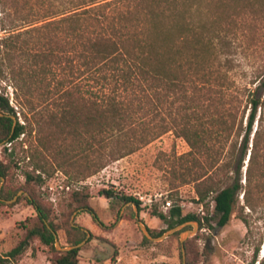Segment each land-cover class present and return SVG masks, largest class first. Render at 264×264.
<instances>
[{
    "label": "trees",
    "instance_id": "1",
    "mask_svg": "<svg viewBox=\"0 0 264 264\" xmlns=\"http://www.w3.org/2000/svg\"><path fill=\"white\" fill-rule=\"evenodd\" d=\"M6 18L0 22L8 33L0 37V81L13 88L16 109L0 93V112L6 115L0 117V144L11 163L28 159L32 170L24 172L21 189L37 222H25L24 237L0 256V264L21 255L33 238L53 252L56 239L61 247L85 239L81 227L56 222L40 197L44 175L51 174L48 153L64 164L93 157V168L76 173L87 178L173 131L190 149L177 158L186 171L183 182L194 183L199 204L213 195L217 227L229 223L241 192L253 208L251 192L264 185V68L236 82L214 76L212 67L222 58L230 63L243 39L251 44L264 39V0H65L45 23L21 31L10 14ZM17 114L24 124H14ZM234 132L241 144L224 152ZM16 143L26 146L24 156ZM201 157L208 166L198 173L192 169L200 167ZM10 174V164L0 160V180L9 182ZM21 189L5 184L1 199L12 200ZM102 193L140 210L134 196ZM88 198L87 192L70 196L75 210L92 213ZM151 215L168 229L190 221L216 229L209 225V211L204 217L183 215L176 205L168 214ZM79 251L58 252L53 264H78Z\"/></svg>",
    "mask_w": 264,
    "mask_h": 264
},
{
    "label": "rangeland",
    "instance_id": "2",
    "mask_svg": "<svg viewBox=\"0 0 264 264\" xmlns=\"http://www.w3.org/2000/svg\"><path fill=\"white\" fill-rule=\"evenodd\" d=\"M64 1L0 0V4H4L6 8L4 14L0 5V22L7 20V14H10L9 19L14 21L17 28H21L20 31L31 28L33 23L34 26H39L45 23L53 12L59 11ZM6 35L8 33L2 31L0 26V37ZM42 42L43 40L40 41ZM241 42L229 56L230 63H225L222 58L213 65L214 76H231L239 82L252 76L255 69L264 68V39L256 44L248 43L244 39ZM0 93L8 96L10 105L15 107L13 88L7 81H0ZM161 113L165 116L166 110ZM13 118L15 123L24 124L21 115L17 114L18 119ZM255 127L256 123L250 135L249 149ZM241 138L242 136L237 138L234 132L224 152L232 145H236L238 149ZM22 139L23 135L19 141ZM4 145L0 144V160L10 164L11 174L9 182L0 180L1 257L15 248L24 237L26 221L29 226L37 222V214L21 189L25 183L24 172L32 170L28 166V159H22L17 164L11 163L7 154L2 153ZM35 147L36 144L32 142L31 150ZM23 148L26 146L22 147L16 143V151L21 157L25 155ZM75 148L77 146L73 145V149ZM189 150L183 138L169 131L132 155L106 163L99 172L87 178L77 176L76 173L85 168H93L96 162L93 157L87 163L76 157L64 164L61 157L54 159L53 154L48 153L47 163L51 174L44 175V184L38 192L51 207L56 222L76 225L85 232V242L79 248L78 264H264V185L260 190L251 192L253 208L245 205L241 192L239 203L229 223L219 228L213 218V195L204 204H199L196 201L194 183L183 182L186 171L177 158ZM248 154L249 151L241 171L243 185ZM200 162L199 166L204 168H193V171L202 173L207 169L208 165L203 157ZM5 184L21 189L22 193L15 196V201L6 203L1 199V190ZM103 191L136 197L140 202V210L134 204L120 206L114 198H106ZM73 192L89 194L88 203L92 213L74 209L75 205L70 199ZM166 202H170L171 207L179 205L183 215L204 217L209 211V225L216 229L213 231L207 225L201 229L198 224V229L187 239V246L186 241L180 242V237L192 228L190 225L182 227L161 241L147 239L148 242H145L139 223L144 224L154 235L161 236L169 230L166 222L151 215L152 211L168 214ZM240 216L246 218L247 224L242 222ZM59 245L61 246L60 241ZM54 250L56 252L33 238L21 255L9 259L6 264H53V259L61 252L55 244Z\"/></svg>",
    "mask_w": 264,
    "mask_h": 264
},
{
    "label": "water",
    "instance_id": "3",
    "mask_svg": "<svg viewBox=\"0 0 264 264\" xmlns=\"http://www.w3.org/2000/svg\"><path fill=\"white\" fill-rule=\"evenodd\" d=\"M6 115L2 112H0V117H5ZM13 120H14V124H15V119L13 117H11ZM2 182H4V179H2ZM22 193V191H20L18 195H20ZM16 196V197H17ZM15 198H13L12 200H9V201H5L6 203H10V202H13L15 201ZM137 217V216H136ZM140 225V228L144 234V236L149 239V240H152V241H161L165 238H167L169 235L173 234L174 232L178 231L179 229H181L182 227L186 226V225H190L192 228L190 230H187L183 235H181L180 237V242L181 243H184L191 235L194 234V231L195 229H198V222H195V221H190V222H185V223H182L172 229H169L167 230L163 235L161 236H158V237H154L151 235L149 229L142 223H139ZM74 227H76V225H72ZM85 242L82 241L81 243L75 245V246H71V247H67V248H62L60 245H59V242L58 240L56 239L55 240V247L58 248L60 251H69V250H73V249H77V248H80L81 245ZM182 253L184 254V247L182 246Z\"/></svg>",
    "mask_w": 264,
    "mask_h": 264
},
{
    "label": "built area",
    "instance_id": "4",
    "mask_svg": "<svg viewBox=\"0 0 264 264\" xmlns=\"http://www.w3.org/2000/svg\"><path fill=\"white\" fill-rule=\"evenodd\" d=\"M66 189L68 190V187L66 186ZM166 208L167 209H170L171 208V204H170V202H166Z\"/></svg>",
    "mask_w": 264,
    "mask_h": 264
}]
</instances>
